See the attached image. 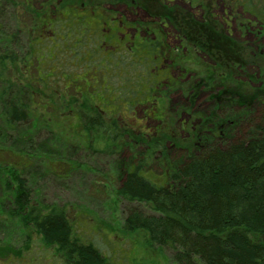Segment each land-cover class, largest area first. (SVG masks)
<instances>
[{"label": "trees", "instance_id": "16d2710c", "mask_svg": "<svg viewBox=\"0 0 264 264\" xmlns=\"http://www.w3.org/2000/svg\"><path fill=\"white\" fill-rule=\"evenodd\" d=\"M8 1L14 2H0V143L4 146L17 143L23 137L15 132H25L23 143L27 151L19 149L17 153L21 154L15 155L22 160L21 164L16 163L11 153L0 155V187L5 195L0 198V218H3L0 222L17 220L21 226L35 229L45 244L56 247L65 264H114L97 246L77 235L65 210L33 203L29 180L23 177L24 171L33 165L24 162V157L30 161L38 158L32 147L40 123L64 133L81 126L79 135L88 141V149L115 154L120 141L132 134L125 124L127 112L134 115V109L141 108L151 118L152 112H147L156 107V101L134 105L125 113L119 105L115 113L107 114V106L90 103L86 94L73 87L60 90L57 85L44 82L37 50L51 34L55 21L61 19L60 7L87 10L88 17H95L93 4L85 1L67 4L68 0H64L65 4L58 5L50 1L45 9H37L34 0H23L21 5L28 9L32 24L10 27L5 19ZM199 10L204 22L195 25L192 14H180L175 34L182 43H191L197 55L206 60L204 66L210 69L204 75L186 71L192 81L185 95L194 100L200 92L208 91L215 107L206 114H190L189 128L188 122L177 126V134L187 135L186 142L173 135L151 141L143 136L137 138V147L144 145L146 151L138 155L142 157L137 164L125 171L116 193L119 198L150 210L149 214L132 213L126 228L139 233L147 248L155 245L171 248L179 264H264V76L262 73L257 74L256 80L249 78L250 89H246V83L237 81L238 74H245L251 63H244L237 56L227 57V50L237 53L241 45L208 35L210 24L206 21L211 20L206 16V8ZM106 15L102 17L105 19ZM154 17L172 20L166 15ZM104 19L99 20L103 30L108 28ZM137 28L153 40L149 49L153 58L157 54L163 64L170 65L173 52L164 39L150 26L138 24ZM26 33L32 37L25 51L22 36ZM181 48V54L195 57L186 44ZM197 60L200 65L202 61ZM18 68L22 70L19 72ZM169 68L181 71L178 64ZM89 70L94 67L89 65ZM32 71L35 75L29 77L27 74ZM111 81L120 85L121 96L125 92L124 78L111 77ZM133 81L132 75L127 86H132ZM37 86L51 89L53 98L46 99L47 90L38 96L41 92ZM70 88L80 97L71 98ZM81 99L82 104L78 102ZM155 129V134H159ZM170 146L183 147L187 158L167 171L163 180L147 176L146 168L155 161L156 154L164 155ZM9 257H1L0 264H10Z\"/></svg>", "mask_w": 264, "mask_h": 264}, {"label": "rangeland", "instance_id": "374dc122", "mask_svg": "<svg viewBox=\"0 0 264 264\" xmlns=\"http://www.w3.org/2000/svg\"><path fill=\"white\" fill-rule=\"evenodd\" d=\"M12 1L5 4L6 23L10 27L22 23L30 26L31 17L26 6L21 5L23 0ZM50 1L58 5L66 2L34 0L33 4L37 9H45ZM72 1L93 4L95 17H88V12H85L87 10L60 7L61 19L55 21L51 34L37 50L41 79L50 86L57 85L60 90L73 87L86 94L90 103L107 106V114L115 113L119 105L124 109L123 113L130 111L129 107L152 101H156V107L147 112H152L151 118H147L141 108L134 109V115L127 112L125 124L132 134L124 137L117 152L110 155L88 149V141L79 135L81 126L77 130L70 128L64 133L52 125L37 124L32 149L38 158L30 161L24 157V162H31L33 166L24 171L23 176L29 180L33 203L37 206L53 205L65 210L77 235L83 241L97 246L114 264H179L171 248L159 245L147 248L139 233L126 228L125 223L132 213L149 214L150 210L119 198L116 190L125 171L137 164V160L142 157L138 158V155L146 151L144 145L137 147V138L143 136L151 141L160 136L173 135L186 142L187 135L181 132L177 134V126L188 122L189 128L190 114H206L215 107L208 91L200 92L194 100L186 97V88L192 81L191 74L187 75L186 71L204 75L210 68L204 66L206 60L197 55L191 43H182L175 34L180 14H192L195 19L193 23L198 25L204 22L203 13L193 9L190 0H176L178 5L170 8L159 5L158 0H68L67 4ZM192 1L207 9L206 16L211 20L206 21L210 24L208 35L217 37V40L230 39L241 45L237 53L227 50L226 55L228 53L227 57L237 56L244 63H251L246 67L245 74H238L237 81L246 83V89L252 88L249 78L256 80L257 74L262 73L264 76V0ZM105 14L109 16L106 15L104 19L102 16ZM157 15L161 18L166 15L172 20L166 22L164 18L154 17ZM100 18L107 23V29L103 30ZM138 24L152 27L156 35L164 39L165 45L173 52L169 63L172 68L178 64L180 73L174 68L170 69L168 62L163 64L157 54L156 59L153 58L149 52L153 40H149L137 28ZM31 37V33L22 36L24 48ZM130 42L132 45L128 47ZM185 44L195 57L181 54V45ZM197 59L202 61L200 65ZM89 65L94 70H89ZM21 70L18 68L19 72ZM27 75L30 77L35 74L32 71V74ZM132 75L133 85L127 86ZM111 77L124 78L122 85L125 92L121 96L118 93L120 85H114ZM180 86L185 91L182 88L176 89ZM71 89L68 90V93H73L71 98L80 97ZM39 90L41 93L38 92V96H43L47 90L46 99L48 96L53 98L51 89L40 86ZM82 101L78 102L82 104ZM155 128L159 134H155ZM24 133L15 132L20 134L18 137H23L17 143L6 146L0 143V155L11 153L16 163L18 161L21 164L22 160L15 155L21 154L18 151H27L23 143ZM16 137L13 138L16 140ZM187 156L183 147L170 146L164 155L160 152L156 154L155 161L146 168L147 176L163 180L166 172ZM3 196L0 187V198ZM0 224V256H10V264H65L62 254L55 246L45 244L35 229L23 227L17 220Z\"/></svg>", "mask_w": 264, "mask_h": 264}, {"label": "flooded vegetation", "instance_id": "af4514ba", "mask_svg": "<svg viewBox=\"0 0 264 264\" xmlns=\"http://www.w3.org/2000/svg\"><path fill=\"white\" fill-rule=\"evenodd\" d=\"M190 6L193 7V9H199L202 7L201 4L194 3L192 0H190ZM159 5H164L165 8L175 7V4H177L176 0H158Z\"/></svg>", "mask_w": 264, "mask_h": 264}]
</instances>
